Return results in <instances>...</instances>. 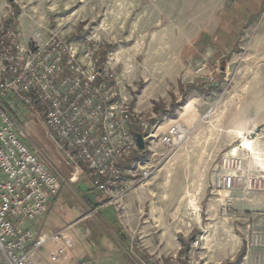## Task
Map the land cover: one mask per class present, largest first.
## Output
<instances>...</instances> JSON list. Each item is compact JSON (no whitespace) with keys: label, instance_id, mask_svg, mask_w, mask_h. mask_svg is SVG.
<instances>
[{"label":"rangeland","instance_id":"rangeland-1","mask_svg":"<svg viewBox=\"0 0 264 264\" xmlns=\"http://www.w3.org/2000/svg\"><path fill=\"white\" fill-rule=\"evenodd\" d=\"M7 10L24 44L55 32L78 52L95 49V64L116 77L136 114L150 122L148 155L140 157L150 170L148 235L154 241L180 233L182 247L189 245L181 249L183 264H221L243 240L239 264H264V169L249 162L245 138L225 125L226 112L240 111L253 76L241 66L264 63L256 55L264 33L257 38L243 19L251 9L240 0H0V16ZM19 123L40 160L49 168L64 163L30 111ZM169 127L181 137L167 146L161 137ZM61 171L43 222L73 240L62 263L132 264L122 228L112 218L103 226L101 206L92 204L105 196L81 172ZM59 246L47 240L33 257L50 262Z\"/></svg>","mask_w":264,"mask_h":264},{"label":"built area","instance_id":"built-area-1","mask_svg":"<svg viewBox=\"0 0 264 264\" xmlns=\"http://www.w3.org/2000/svg\"><path fill=\"white\" fill-rule=\"evenodd\" d=\"M13 15L7 10L0 16V264H38L33 254L47 240L60 246L42 264H63L72 238L36 227L61 179L26 141L19 123L24 112L41 122L65 164L119 208L125 194L150 175L135 134L148 141L152 126L130 106L116 77L95 64V49L78 52L55 32L24 44L12 28ZM180 137L169 127L161 142L169 146Z\"/></svg>","mask_w":264,"mask_h":264},{"label":"crops","instance_id":"crops-1","mask_svg":"<svg viewBox=\"0 0 264 264\" xmlns=\"http://www.w3.org/2000/svg\"><path fill=\"white\" fill-rule=\"evenodd\" d=\"M242 6L247 9H251L252 15H249L246 18L247 24L250 25L247 31L258 30L257 38H261L264 33V8L260 10V6L264 5V0H240ZM264 7V6H263ZM246 10V9H244ZM260 10V11H259ZM259 12V15L257 14ZM251 25L253 26L251 28ZM259 40V39H258ZM261 44L264 43V38L260 40ZM262 47L264 44L261 45ZM257 57L264 56V49H260L257 52ZM241 71L251 73L253 76L251 80L247 83L245 89L247 90L242 98L240 105V111L233 114L226 112L225 125L226 132H238L240 137L250 140V148L246 146L250 159L248 156L249 162L252 161V165H255L257 168L264 169V63L261 64H250L246 66H241ZM193 116L195 111H193ZM255 128H258V131H254ZM255 132V133H250ZM247 134L250 137H247ZM141 155H148L147 150L143 151ZM56 167L51 170L56 173L61 180H63L61 174V168L71 171L72 174L80 172L75 171L73 167L68 166L64 163L56 162ZM73 169V171L71 170ZM80 176V175H79ZM85 176V175H84ZM150 179L147 177L140 184H135L124 196L122 200V205L116 207V205L107 203L104 200H101L95 204L100 207V214L98 215L100 223L105 226V223L108 224L110 219L114 220L115 224H118L122 228L120 233L123 236H126L125 240L128 247V258L132 264H141L142 261L151 262L153 260L159 259L163 264H183L185 263L183 256H181V249L185 251L189 245H181V242L184 243V239L180 233H176L175 237L170 235H162L159 237L158 241H154V237L148 235L150 225H148V183ZM99 193V192H98ZM100 196V195H99ZM57 195L52 199L49 204L48 211L51 205L56 201ZM103 199V196H101ZM84 204L89 206L91 201L83 195ZM93 202V201H92ZM105 202V203H104ZM110 212L106 211V209ZM112 209V211H111ZM119 209L118 213L116 210ZM47 211V212H48ZM153 212H151V215ZM37 222L36 227L39 232L51 233L61 229H50L46 224H44V219ZM80 219V217L78 218ZM199 228H197L198 230ZM187 246V247H186ZM246 249V243L242 240V243L235 254L234 258H226L221 261V264H233L237 261L238 256L243 248ZM242 253L239 261V264L242 261V258L245 254Z\"/></svg>","mask_w":264,"mask_h":264},{"label":"water","instance_id":"water-1","mask_svg":"<svg viewBox=\"0 0 264 264\" xmlns=\"http://www.w3.org/2000/svg\"><path fill=\"white\" fill-rule=\"evenodd\" d=\"M255 132L258 131V128H255L254 130ZM136 141H137V144L139 146L140 149H144L145 147V143H144V139H143V136L142 134L140 133H136Z\"/></svg>","mask_w":264,"mask_h":264},{"label":"bare ground","instance_id":"bare-ground-1","mask_svg":"<svg viewBox=\"0 0 264 264\" xmlns=\"http://www.w3.org/2000/svg\"><path fill=\"white\" fill-rule=\"evenodd\" d=\"M239 134H240V133H239ZM243 144H244L246 147H249V148H250V146H251V143H250V141H249L248 139H244Z\"/></svg>","mask_w":264,"mask_h":264},{"label":"trees","instance_id":"trees-1","mask_svg":"<svg viewBox=\"0 0 264 264\" xmlns=\"http://www.w3.org/2000/svg\"><path fill=\"white\" fill-rule=\"evenodd\" d=\"M244 249H245V247L243 246V248H242V250H241V252H240V254H239V256H238L237 261H239V259H240L241 255H242V253L244 252ZM237 261H235L233 264H237Z\"/></svg>","mask_w":264,"mask_h":264}]
</instances>
